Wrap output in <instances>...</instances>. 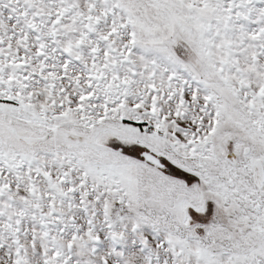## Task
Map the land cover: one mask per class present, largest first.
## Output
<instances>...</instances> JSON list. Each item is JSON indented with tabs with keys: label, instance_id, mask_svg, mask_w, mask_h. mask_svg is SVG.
I'll use <instances>...</instances> for the list:
<instances>
[{
	"label": "snow or ice",
	"instance_id": "6c2138e0",
	"mask_svg": "<svg viewBox=\"0 0 264 264\" xmlns=\"http://www.w3.org/2000/svg\"><path fill=\"white\" fill-rule=\"evenodd\" d=\"M0 264H264V0H0Z\"/></svg>",
	"mask_w": 264,
	"mask_h": 264
}]
</instances>
